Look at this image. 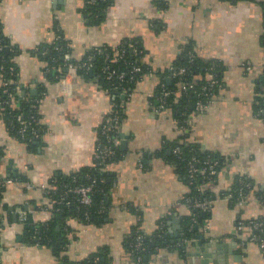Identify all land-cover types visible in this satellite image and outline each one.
<instances>
[{
    "label": "crops",
    "instance_id": "obj_1",
    "mask_svg": "<svg viewBox=\"0 0 264 264\" xmlns=\"http://www.w3.org/2000/svg\"><path fill=\"white\" fill-rule=\"evenodd\" d=\"M259 1L168 0L163 8L155 0H109L102 19L93 23L84 13L85 0H0V40L8 48L4 54L16 64L26 93L39 98L41 121L31 147L0 118V180L25 176L34 185L27 188L18 179L1 186L0 264L63 263L30 234L50 217L41 207L47 202L42 187L59 172L92 164L97 129L111 110L98 77H85L79 66L62 68L58 79L46 78L35 48L50 44L56 28L78 61L92 47L135 38L144 49V67L164 72L191 44L198 56L221 68L211 103L191 112L185 129L171 111L155 113L150 106L159 76L139 77L124 100L118 127L128 137L127 150L103 169L110 184L108 208L96 222L66 219L67 259L101 251L106 264H135L127 250L133 228L139 224L151 235L162 221L170 245L153 253L147 264H200L201 256L191 255L198 241L231 244L232 253L221 249V259L208 264H264V248L249 239L247 228L237 229L240 220H259L264 227V120L255 114L258 93L264 96V11ZM182 133L221 162L215 178L204 185L213 195L210 209L191 232L194 236L180 241L189 214L184 203L188 186L169 159L168 142L182 140ZM240 180L249 184L243 204L233 197ZM20 211L26 221L19 219ZM56 230L62 235L59 224Z\"/></svg>",
    "mask_w": 264,
    "mask_h": 264
},
{
    "label": "trees",
    "instance_id": "obj_2",
    "mask_svg": "<svg viewBox=\"0 0 264 264\" xmlns=\"http://www.w3.org/2000/svg\"><path fill=\"white\" fill-rule=\"evenodd\" d=\"M85 8L84 13L85 15L90 19L91 22L96 23L100 21L103 17L104 9L106 8L109 0H95L93 3H90L89 0H85ZM231 2H236L238 0H228ZM155 3L159 7H165L166 5L162 2H156ZM259 3L263 7L264 11V0H260ZM264 22V18H263ZM2 40V39H1ZM128 43H133L135 47L140 50L139 64L141 63V57L143 55V47L141 42L138 39H129L126 42H122L117 46H104V47H92L81 60H76V64L79 62H83L87 59V56L91 53L92 54V64L93 69L91 71H85L83 68L80 67V72L84 73L85 77H88L89 75H96L99 79V81L103 84V87L105 90H109V93L111 95H115V100L120 103L124 102L125 98H122L121 95H119L117 92L118 90H114V85H110V82L104 77V74L101 71V67L104 64L105 60V54H111L115 48L117 47H127ZM57 44H60L63 46V48L71 52V47L69 45V42L64 38V36L61 34V39L57 41ZM38 56L41 60L45 63V71H46V78H56L63 75V69L65 66L63 65L64 60L61 58V55L56 51L55 44L51 41L50 44L46 46H38L35 48ZM43 50H47L46 54H41ZM188 51H191L194 54L193 60H190V57L188 56ZM127 56L128 58H132V54L130 51V48H127ZM7 63H13V60L10 58V55H6ZM10 61V62H9ZM115 67L122 68L123 64L122 62H113L111 63ZM174 67H185L186 71L185 73L181 75H177L176 77L170 78L169 82L167 80L169 70H166L164 72H157V76L164 77V84L167 89L171 90L173 93L167 98V106L166 109L171 111L173 117L175 120H177L178 124L181 126H184L186 124V120L188 118V115L195 109L194 103L196 100H206L208 97L211 96H199L197 93L202 91V87L207 85L210 81L211 77H215L219 80L221 77L220 75V65H218L215 62H212L211 60H205L198 56L191 44H187L182 50L179 57L172 63ZM16 66V64H15ZM143 67V71L140 72V74H137L134 82L130 83L128 86L131 88H134L136 81L139 79V77L146 73L147 70H150L152 68L149 67ZM16 71L18 73V69L16 66ZM209 77V79L207 78ZM187 85H190L188 88ZM14 84L11 83L9 85V88H13ZM185 86V89H182L181 87ZM112 87V88H111ZM218 86L212 88L211 95L213 96L216 93ZM116 91V92H115ZM1 93V92H0ZM159 93V87H156V90L154 91V94L152 96L151 101L157 102V95ZM1 95V94H0ZM258 105L255 106V109L257 110L258 107L264 108V96L262 93H258L257 96ZM37 103L32 104L31 102H28L27 100H22L19 104V106H5L3 108H0V118L4 120V122L7 124L8 128L13 131H17L18 124L15 121V116L19 113H23L25 118L29 114H34L37 117L38 123H41L40 117L37 114L36 110ZM115 109V108H114ZM118 113L120 115V120L122 121L123 118V108L118 109ZM109 115V113H108ZM121 123V122H120ZM119 123V125H120ZM14 124V125H13ZM118 125V127H119ZM118 127L112 129V134L114 135H120L118 132ZM40 133V132H39ZM40 135V134H39ZM182 140L179 141H172L168 142L169 147L172 151V149L176 146H179L181 148L183 158L184 160H180L177 158V155H175L173 152L169 156V159L171 162H173L176 165V169L178 172H180L185 182L188 186V191L186 193V197H194L198 195H209L210 197L213 196L211 192H209L207 189L204 188V190L200 191L198 190V185L203 182L201 178H197L195 183L189 184L186 179L187 174V161L192 157L195 156L199 160H205L206 158L215 159L218 161L217 169L220 167L221 159L214 154L202 152L194 143L189 142L186 138L185 133L181 134ZM179 139V138H178ZM101 141H104V139L101 138ZM36 142H32L30 144L31 147H34ZM165 154V151H162L161 154ZM121 149H118L116 156H113L109 161L114 160L119 155H121ZM93 161L92 163H94ZM104 165L102 164H91L87 167L81 168L76 171H72L69 173H63L59 172L56 175L52 176L48 184L46 185L47 193L44 194V196L47 199L46 204L44 206L46 208H49L50 211V217L48 220L43 221L40 225L39 230L35 231L33 230L30 234L32 237L39 238L38 242L42 245H45L49 247L54 254V256L57 259L62 260V264H106L103 260V253L101 251H97L95 253L90 254L89 256L77 260V261H71L68 260L64 252V247L66 242V237L64 236L63 229L66 231L65 221L67 218L71 217H77L79 221L83 223L87 222H96L105 213V210L108 208V205L106 204V200L109 194L110 190V184L107 181V176L104 173ZM13 176V175H12ZM95 177L97 180L93 185V194H92V203L89 206H84L78 203V198L76 194H73L71 192L66 191L68 187H73L75 185H82V184H88L90 180L88 177ZM216 175H214L210 180L214 179ZM20 177V178H19ZM14 176L13 178L19 179L20 181H27L25 176ZM66 185V187H65ZM4 187H0V195L1 191ZM62 196L64 197L62 199ZM212 198V197H211ZM53 208V209H52ZM101 209V212L99 210ZM197 214L198 223L202 221L204 218V213L199 212L197 209L194 210ZM1 212V211H0ZM85 212L89 213V216H85ZM61 226V232L62 235L58 234V230H56L57 225ZM196 225L192 224V214L189 212L187 216L183 219V228L186 230V236L189 235L194 227ZM139 228V224H136V226L132 230V235L128 239L127 243V250L130 252V255L135 261L136 256H140L142 259V264H147L149 261L150 256L153 253H156L157 250H160L163 247L168 246V241L165 232L161 233L160 230H156L153 234L148 235L142 232L140 229V234L142 236V246L140 249H135L133 247L134 242V236L135 232L134 229ZM60 229V228H59ZM60 231V230H59ZM170 245V244H169Z\"/></svg>",
    "mask_w": 264,
    "mask_h": 264
},
{
    "label": "built area",
    "instance_id": "obj_3",
    "mask_svg": "<svg viewBox=\"0 0 264 264\" xmlns=\"http://www.w3.org/2000/svg\"><path fill=\"white\" fill-rule=\"evenodd\" d=\"M95 0H89L90 3H93ZM156 2H162L163 4L167 5L168 0H156ZM61 39V33L59 32V28H56L55 36L52 42L55 44L56 51L61 55V58L64 60L63 65L66 69L77 68L78 66L83 68L85 71H91L93 69L92 64V54L90 53L87 56V59L83 62H79L76 64V61L73 59L71 52L66 51L62 45L57 44V41ZM6 44L0 40V108L3 107H14L19 106L22 100H27L32 104L38 103L39 98H31L25 91L24 84L20 81L19 74L16 71V66L12 62L9 64L6 60V55L4 54ZM127 48H130L132 58H128L127 56ZM185 48V47H184ZM183 48V50H184ZM140 50H138L133 43H128L127 47H117L111 54H105L104 64L101 67V71L104 74V77L110 82V85H114L113 89L118 90V94L125 97H128L132 94L133 88L128 86L130 83L134 82V79L137 74L143 71L142 65L139 64V54ZM47 50H43L41 54H46ZM188 56L190 60H193L194 54L191 51H188ZM122 62V68L115 67L111 63L113 62ZM10 62V61H9ZM169 74L168 77H176L177 75H181L185 73V67H174L170 65L168 68ZM157 70L150 69L147 70L148 75L157 76ZM13 83V88H9V85ZM220 82L215 77H211L210 81L207 85L202 87V91L198 92L199 96H211L208 97L206 100L198 99L194 103V112L202 111L206 109L212 101L213 96L211 95V89L218 86ZM157 86L159 87V93L157 95V102H152L150 100V106L152 107L155 113H161L166 111L167 106V98L173 93L171 90L167 89L164 84V77H158ZM189 88L190 85H187ZM112 88V87H111ZM185 89V86L181 87ZM110 96L111 102V110L109 115L105 118V120L101 123L99 128L97 129L98 133V142L95 146V155H94V165L102 164L106 165L108 161L113 157L116 156L118 149H120V141L121 138L119 135H113L112 129L117 128L120 123V115L118 113V109L123 108L124 102L118 103L115 100V95H111L109 90L107 91ZM116 92V91H115ZM153 96V94H152ZM123 98V97H122ZM115 108V109H114ZM192 111V112H193ZM256 116H259L264 120V108L258 107L256 110ZM189 116V115H188ZM15 121L18 124V129L16 131L18 137L21 139L22 142L29 146L32 142H36L39 138V132L41 130V123H38L37 117L34 114H29L26 118L23 113H19L15 116ZM14 125V124H13ZM181 128L185 129V126H181ZM101 138L104 141H101ZM172 152L177 155V158L180 160H184L181 148L176 146L172 149ZM139 164L141 165V160H139ZM188 169L186 174V179L189 184L195 183L196 179L199 177L203 180L201 184L198 185V190L202 191L205 188V184L210 181V179L216 175L217 173V166L218 161L211 158H206L205 160H199L195 156H192L187 161ZM90 182L88 184L82 185H75L73 187H68L66 191L71 192L77 195L78 203L84 206L91 205L93 199V185L96 182L95 177H88ZM17 179L13 177H4L3 180H0V187L6 184H10L11 182L16 181ZM25 186L27 188H32L34 185L30 182H26ZM249 186V184L244 181L240 180V184L235 191V195L233 196L235 200H237L238 204H243L245 200L244 191ZM66 187V185H65ZM42 190L47 193L46 187H42ZM64 197L62 196V199ZM212 198L208 195H198L194 197H185L184 203L189 208V212L192 214V224H198L197 213L194 210H198L199 212H206L210 209L212 205ZM43 209L49 210L46 208L44 204L41 206ZM53 209V208H52ZM101 212V209L99 210ZM89 216L88 212H85V216ZM19 219L21 221H26L27 216L24 212H19ZM74 219L78 220L77 217H73ZM42 223V222H41ZM41 223L36 226L39 230ZM1 226V223H0ZM247 228L249 231V239L251 241L257 242L261 248H264V227L261 221H238L237 229L243 230ZM135 236L133 247L135 249H140L142 246V236L140 234V229H134ZM160 232L164 233V222H160ZM181 241L186 239V230L183 228L182 232L180 233ZM37 243L39 238L33 237ZM38 239V240H37ZM135 264H142V259L140 256L135 257Z\"/></svg>",
    "mask_w": 264,
    "mask_h": 264
},
{
    "label": "water",
    "instance_id": "obj_4",
    "mask_svg": "<svg viewBox=\"0 0 264 264\" xmlns=\"http://www.w3.org/2000/svg\"><path fill=\"white\" fill-rule=\"evenodd\" d=\"M8 48H5L4 51H7ZM168 82L170 80V78H167ZM35 93V92H33ZM123 98H125V96H122ZM120 149L121 150H127V145H128V137L122 133L120 134ZM13 218L17 219V215L14 214ZM179 221V219H175V221L173 220V222H177ZM193 230H197V226L194 227ZM175 237L178 236V233H174L173 234ZM194 235L192 233H190L189 235L186 236V238L188 237H193ZM197 238H204V235H200L197 236ZM179 240L181 241V238H179ZM231 244H215L212 245L211 242H208L207 244H203L202 241H198V246L195 247V250L193 253H191V255L195 256V255H199L201 256V260H200V264H208V262L212 261L214 263H217L218 259H221V249L224 252H229L232 253V249L230 248ZM229 248V250H228ZM218 254V255H217Z\"/></svg>",
    "mask_w": 264,
    "mask_h": 264
}]
</instances>
